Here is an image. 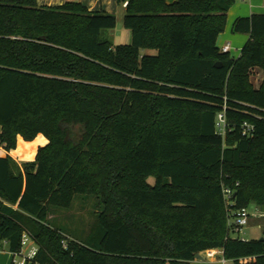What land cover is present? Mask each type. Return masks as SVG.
Returning a JSON list of instances; mask_svg holds the SVG:
<instances>
[{
	"label": "trees",
	"instance_id": "16d2710c",
	"mask_svg": "<svg viewBox=\"0 0 264 264\" xmlns=\"http://www.w3.org/2000/svg\"><path fill=\"white\" fill-rule=\"evenodd\" d=\"M234 5L130 0L132 42L114 47L104 36L114 15L0 0V144L49 142L22 166L0 158L9 252H21L28 232L40 264H191L214 250L264 264V241L234 237L229 224L252 205L264 212V79L251 80L264 73V13L234 22L249 40L233 58L218 39ZM78 195L102 205L85 244L49 224L51 209Z\"/></svg>",
	"mask_w": 264,
	"mask_h": 264
},
{
	"label": "rangeland",
	"instance_id": "374dc122",
	"mask_svg": "<svg viewBox=\"0 0 264 264\" xmlns=\"http://www.w3.org/2000/svg\"><path fill=\"white\" fill-rule=\"evenodd\" d=\"M100 1L102 4L101 6L103 7V10L101 11L114 15L116 19H118L115 29L106 31L104 33L105 38H107L114 47L131 44L133 36L131 31L126 29L124 25L125 7L123 4L117 3L116 0ZM74 2L79 1L75 0ZM98 9H101L100 4ZM248 9V4L243 3L241 0H235V5L228 14V24L226 30L218 39V46L220 49L225 45H230V55L233 58H238L240 56L242 48L249 40L248 35L236 33L233 30L235 20L248 17ZM142 53V55H156V51L153 50H147ZM252 73V83L255 87H258L261 81L264 79V73L260 69H254ZM149 182L151 185H155L154 179H150ZM254 208L256 207L252 205L249 209L250 211H253ZM101 210V202L95 195H78L75 197V200L69 209H51L49 224L52 228L57 229L60 234L69 238L70 240L76 241L79 244H85L92 233L95 232L94 229L97 225L98 216ZM260 212L263 211L260 209ZM263 225L264 219L260 224L259 221L258 224L252 222L248 227H245L242 230L239 237L243 240L262 239ZM233 236L238 237V235ZM23 253H28V249L26 247L23 248ZM206 257L207 256L204 255V258ZM206 263L209 264L210 260H207Z\"/></svg>",
	"mask_w": 264,
	"mask_h": 264
},
{
	"label": "crops",
	"instance_id": "0c3cea01",
	"mask_svg": "<svg viewBox=\"0 0 264 264\" xmlns=\"http://www.w3.org/2000/svg\"><path fill=\"white\" fill-rule=\"evenodd\" d=\"M40 6H60L66 2H74L75 0H37ZM83 5L87 6L90 11H101L103 7L101 6V1L98 0H78ZM177 0H167L168 3H174ZM244 3V2H243ZM101 9L99 10L98 7ZM249 6L248 17L253 14H263V4L264 0H252L251 2L245 3ZM231 11V10H230ZM236 21V20H235ZM231 53V51H230ZM1 130V128H0ZM1 133V131H0ZM48 140L42 135L37 136L33 141H25L22 137L17 138V147L11 152L5 150V145L0 144V158H6L10 156L19 166H22L24 163L34 162L36 159L37 152L40 148L48 145ZM257 208H254L251 213L254 212ZM260 211V209H259ZM264 218L253 216L249 222H254L259 224L263 221ZM261 220V221H260ZM264 233V225L262 226V237ZM13 254L9 252L8 244L6 242L0 243V264H12ZM204 255L207 257L204 258ZM202 259H195L191 264H207L206 261L210 260L209 264H229L233 262L227 261L223 258V252L221 250H214L200 254Z\"/></svg>",
	"mask_w": 264,
	"mask_h": 264
},
{
	"label": "built area",
	"instance_id": "2783aa9c",
	"mask_svg": "<svg viewBox=\"0 0 264 264\" xmlns=\"http://www.w3.org/2000/svg\"><path fill=\"white\" fill-rule=\"evenodd\" d=\"M129 1L130 0H125L123 2V6L127 7ZM241 1L244 3H248L251 2L252 0H241ZM263 8H264V4H263ZM230 51H231V47L229 44L221 48L222 53H230ZM218 120H219L218 128L221 130V132H223L226 122L224 115H219ZM223 192L227 205L232 206L233 204L232 197L234 192L228 188H224ZM253 216L264 218V213L260 212L258 208L254 210L253 213L250 212V209H243L236 213H231L229 224L234 231V235H238L239 237L242 230L245 227L249 226V222ZM22 247L23 248L26 247L28 249V253L24 254L23 249L19 253H13L12 264H40L37 261L39 247L36 245L34 239L28 232H24L23 234Z\"/></svg>",
	"mask_w": 264,
	"mask_h": 264
},
{
	"label": "water",
	"instance_id": "95a60500",
	"mask_svg": "<svg viewBox=\"0 0 264 264\" xmlns=\"http://www.w3.org/2000/svg\"><path fill=\"white\" fill-rule=\"evenodd\" d=\"M217 67H218V68H221L222 66L220 65V66H217ZM261 240L264 241V238H262ZM196 259H202V258H201L200 255H198V256L196 257Z\"/></svg>",
	"mask_w": 264,
	"mask_h": 264
}]
</instances>
